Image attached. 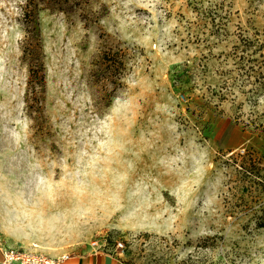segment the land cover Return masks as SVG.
Returning a JSON list of instances; mask_svg holds the SVG:
<instances>
[{"label": "rangeland", "instance_id": "374dc122", "mask_svg": "<svg viewBox=\"0 0 264 264\" xmlns=\"http://www.w3.org/2000/svg\"><path fill=\"white\" fill-rule=\"evenodd\" d=\"M28 3L0 0V211L15 240L42 253L97 241L133 264H264L251 68L264 0L44 8L34 80Z\"/></svg>", "mask_w": 264, "mask_h": 264}, {"label": "trees", "instance_id": "16d2710c", "mask_svg": "<svg viewBox=\"0 0 264 264\" xmlns=\"http://www.w3.org/2000/svg\"><path fill=\"white\" fill-rule=\"evenodd\" d=\"M71 0H29L25 11V25L27 31V40L25 44V53L30 58V77L31 80L39 77L40 71L44 67V63L41 59V41H40V31L38 29L39 12L44 8L67 10L71 7ZM75 1V0H73ZM79 1V0H77ZM32 38L34 39L32 41ZM33 42V43H32ZM262 61H260L259 70H255V66L251 67L252 71L257 75L258 81L263 83L264 87V55ZM251 60V59H249ZM258 61L257 59H252ZM263 62V63H262ZM250 76L253 74L250 71ZM41 76V75H40ZM262 78V79H260ZM263 221L258 222V226H263Z\"/></svg>", "mask_w": 264, "mask_h": 264}, {"label": "crops", "instance_id": "0c3cea01", "mask_svg": "<svg viewBox=\"0 0 264 264\" xmlns=\"http://www.w3.org/2000/svg\"><path fill=\"white\" fill-rule=\"evenodd\" d=\"M15 239V236L7 231L5 221H3L2 213L0 211V264H3L2 248L13 247L29 249ZM47 253L52 257H58L64 253L69 254L70 257L61 264H133L128 262L122 256H118L111 251H97L93 246H86L81 250H68L62 252L46 250L45 254Z\"/></svg>", "mask_w": 264, "mask_h": 264}, {"label": "built area", "instance_id": "2783aa9c", "mask_svg": "<svg viewBox=\"0 0 264 264\" xmlns=\"http://www.w3.org/2000/svg\"><path fill=\"white\" fill-rule=\"evenodd\" d=\"M92 246L95 247L97 251H106L97 241H94ZM119 246L122 247L123 244L120 243ZM2 254L3 264H61L70 257L67 253L61 254L58 257H52L42 252L13 247L2 248Z\"/></svg>", "mask_w": 264, "mask_h": 264}]
</instances>
